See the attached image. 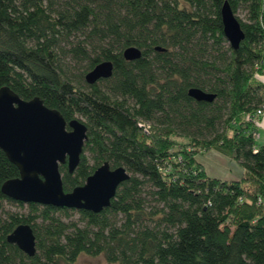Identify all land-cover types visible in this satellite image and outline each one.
I'll return each mask as SVG.
<instances>
[{"label":"trees","instance_id":"16d2710c","mask_svg":"<svg viewBox=\"0 0 264 264\" xmlns=\"http://www.w3.org/2000/svg\"><path fill=\"white\" fill-rule=\"evenodd\" d=\"M224 2L244 33L237 49L222 33ZM128 47L140 58L124 60ZM66 59L85 75L109 61L112 75L82 86ZM261 74L264 0H0V88L87 127L75 171L59 168L64 191L104 162L129 175L99 213L24 204L1 192L19 171L0 150V264H74L82 254L109 264H264V145L248 120L264 105ZM192 88L215 98L197 102ZM209 150L239 163L242 179L208 176L196 156ZM19 225L34 233L32 257L6 240Z\"/></svg>","mask_w":264,"mask_h":264},{"label":"water","instance_id":"95a60500","mask_svg":"<svg viewBox=\"0 0 264 264\" xmlns=\"http://www.w3.org/2000/svg\"><path fill=\"white\" fill-rule=\"evenodd\" d=\"M222 33L232 49H237L244 33L229 4L220 9ZM160 50V48H156ZM126 61L137 60L141 51L128 47L122 52ZM109 61L97 64L86 73L85 82L92 85L111 77ZM188 95L197 102H212L215 95L190 89ZM87 127L78 119L66 122L59 111L46 107L35 97L23 100L8 87L0 88V150L19 171V176L1 185L7 198L24 204H39L56 208L99 213L109 207L118 187L129 179L124 167L111 168L104 162L86 178L83 185L69 192L63 189L60 166L72 174L80 162ZM25 255L36 252V240L29 225H19L7 236Z\"/></svg>","mask_w":264,"mask_h":264},{"label":"rangeland","instance_id":"374dc122","mask_svg":"<svg viewBox=\"0 0 264 264\" xmlns=\"http://www.w3.org/2000/svg\"><path fill=\"white\" fill-rule=\"evenodd\" d=\"M238 16L240 18H244V14L242 11L238 12ZM65 63L67 64V68L69 71V74L72 78V80L80 85H85L84 75L82 74V71L84 70L85 65L83 63L76 64L70 59H66ZM99 86L102 88L105 87L104 83H99ZM80 120H83L81 117H78ZM179 141H182V139H179ZM86 157L88 158L89 164L92 165L91 155L89 152L85 153ZM196 159L199 163H201L208 176L217 178L220 180L225 181H236L240 180L243 177V169L239 163L236 161L223 156L222 154L214 151H202L196 156ZM248 186H246L247 188ZM4 210L12 211V212H20V213H26L27 212V206L19 207L15 204H4ZM74 218L77 219V216L74 215ZM74 264H109L105 261L104 257L99 255L96 257H90L87 255H80L76 262Z\"/></svg>","mask_w":264,"mask_h":264},{"label":"crops","instance_id":"0c3cea01","mask_svg":"<svg viewBox=\"0 0 264 264\" xmlns=\"http://www.w3.org/2000/svg\"><path fill=\"white\" fill-rule=\"evenodd\" d=\"M256 79L261 82L264 86V74L257 75ZM256 142L259 145H264V116L260 119L259 123L256 126Z\"/></svg>","mask_w":264,"mask_h":264},{"label":"built area","instance_id":"2783aa9c","mask_svg":"<svg viewBox=\"0 0 264 264\" xmlns=\"http://www.w3.org/2000/svg\"><path fill=\"white\" fill-rule=\"evenodd\" d=\"M264 116V105L259 108L255 113H254V116L251 118V119H248V120H251L256 126L257 124L259 123L260 119ZM143 129V132L144 134H147L148 133V127L144 126L142 127ZM254 138L256 139L257 137V134L254 133L253 134ZM258 203H263L264 204V201H262L261 199L258 200Z\"/></svg>","mask_w":264,"mask_h":264}]
</instances>
